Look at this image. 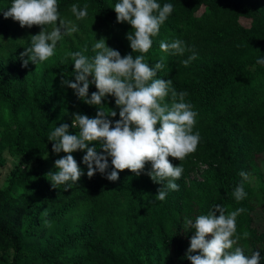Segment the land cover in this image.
Wrapping results in <instances>:
<instances>
[{
    "label": "trees",
    "instance_id": "trees-1",
    "mask_svg": "<svg viewBox=\"0 0 264 264\" xmlns=\"http://www.w3.org/2000/svg\"><path fill=\"white\" fill-rule=\"evenodd\" d=\"M164 2L173 10L142 55L150 65L164 57L165 67L156 75L185 93L196 112L193 131L200 139L181 161L167 157L174 166L180 163L183 172L175 180L178 189L169 190L163 201L154 199L160 185L145 174L150 162L140 175L123 169L109 181L99 173L88 177L83 151L77 150L71 153L82 169L77 182L54 188L48 181V173L55 171L44 162L52 152L48 133L56 124H71L73 112L96 113L95 106L61 84L62 78L73 79L67 54L82 50L90 56L92 42L102 37L121 56L131 54L125 38L131 26L116 22L115 0H57L60 18L78 30L62 36L53 55L36 65L22 66L27 56L20 53L40 26L21 27L0 13V167L6 152L21 157L0 186V264H190L184 254L191 232L184 220L215 204L225 214L244 209L235 218L233 247L246 255L257 252L264 264V203L259 225L249 176L259 174L264 193V172L258 169L264 157V65L255 63L264 55V0H159ZM7 3L0 0V7L7 10ZM73 3L87 5L82 20L72 16ZM241 17L250 25L242 24ZM173 38L184 40L182 55L159 48V41ZM193 51L195 59L182 64ZM95 90L89 85V94ZM101 103L117 111L110 120L119 118L113 97ZM241 170L246 180L238 175ZM238 183L246 193L240 201L231 195Z\"/></svg>",
    "mask_w": 264,
    "mask_h": 264
},
{
    "label": "clouds",
    "instance_id": "clouds-1",
    "mask_svg": "<svg viewBox=\"0 0 264 264\" xmlns=\"http://www.w3.org/2000/svg\"><path fill=\"white\" fill-rule=\"evenodd\" d=\"M111 7L116 22L131 26L125 33L131 54L121 56L118 50L106 45L103 37L94 39L90 56L82 50L67 54L72 59L73 79L62 78L61 84L72 89L85 104L95 106L96 113L89 117L73 112L71 124H56L48 133L46 138L52 142V152L65 153L54 160L55 171L48 173V181L54 188L57 185L68 188L76 183L82 169L71 153L81 150L86 175L99 173L109 181L117 180L118 170L123 169L140 175L145 172V163L150 162L145 174L160 185L153 197L163 201L169 190L178 189L175 180L183 172L180 163L174 166L167 157L181 161L195 150L200 139L199 132L193 131L196 112L184 100L185 93H177L170 80L156 75L165 67L164 57L150 65L142 55L152 46V37L172 12L173 5L160 4L159 0H115ZM70 11L77 21L88 14L87 5L78 7L76 3L70 5ZM0 13L18 21L21 27L40 26L20 53L21 57L27 56L22 59V66L44 62L53 55L62 36L78 30L74 22L60 18L57 0H8L7 10L0 7ZM48 25L51 27L46 28ZM159 48L171 55H182L185 42L179 38L161 40ZM133 52L141 54L133 56ZM195 57L193 51L181 63L187 65ZM255 63L264 65V55L256 57ZM89 85L96 89L90 94ZM107 96L113 97L118 119L110 120L109 117L117 116V111L101 103ZM166 96L170 97V104L164 103ZM72 127L76 131H69ZM92 142L97 143L89 146ZM97 147L102 151L97 152ZM238 175L242 181L247 179L243 170ZM231 195L236 201L243 199L246 196L243 183H238ZM242 211L236 208L225 214L215 204L206 213L185 218L184 226L191 235L184 255L190 264H259L257 252L246 255L240 247H233L235 218Z\"/></svg>",
    "mask_w": 264,
    "mask_h": 264
},
{
    "label": "rangeland",
    "instance_id": "rangeland-1",
    "mask_svg": "<svg viewBox=\"0 0 264 264\" xmlns=\"http://www.w3.org/2000/svg\"><path fill=\"white\" fill-rule=\"evenodd\" d=\"M241 23L245 26H249L251 23V20L245 17H241L240 19ZM59 44V41L57 42V45ZM56 45V46H57ZM64 153H47L44 156V162L47 167H53L54 160L62 156ZM6 163L0 167V186H2L6 180L8 179L10 173L16 169L20 163H21V157L17 155H12L6 152ZM21 168H25V166L21 165ZM258 169L262 172H264V157H262L258 163ZM251 184L253 187V202L257 205L255 216L257 217V224L261 225L263 222L262 212H261V205L264 203V193L261 189V180L259 179L258 173H251L250 175ZM192 177H199L197 173L192 174Z\"/></svg>",
    "mask_w": 264,
    "mask_h": 264
}]
</instances>
